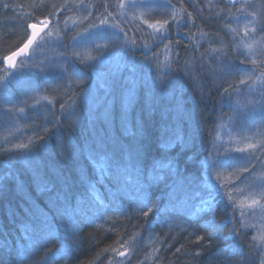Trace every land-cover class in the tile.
Segmentation results:
<instances>
[{"label":"trees","instance_id":"obj_1","mask_svg":"<svg viewBox=\"0 0 264 264\" xmlns=\"http://www.w3.org/2000/svg\"><path fill=\"white\" fill-rule=\"evenodd\" d=\"M96 1L95 9L111 2ZM166 1L179 15L165 28L170 35L159 41L135 25V48L115 72L97 79L87 65L73 77L45 71L46 79L26 75L0 92V133L17 124L21 133L37 136L26 149L0 152V264L264 260V199L245 212L243 200L226 196L230 179L244 189L243 198L264 192V141L241 149L227 145L216 154L210 149L220 124L249 141L264 129V90L243 86L264 72V52L250 62L244 52L232 53L229 41L220 61L207 58L210 39L228 42L224 18L232 4ZM19 3L0 6V55L23 44L27 25L45 15L37 8L24 16L16 11ZM60 13L59 22L66 12ZM197 32L210 39L198 43ZM144 41L149 48L141 47ZM130 81L136 87L129 106L121 97ZM38 96L44 101L30 107ZM138 122L142 136L133 137L128 132ZM102 142L117 158L121 145H138L139 165L101 175ZM248 185L253 189L247 192Z\"/></svg>","mask_w":264,"mask_h":264},{"label":"rangeland","instance_id":"obj_2","mask_svg":"<svg viewBox=\"0 0 264 264\" xmlns=\"http://www.w3.org/2000/svg\"><path fill=\"white\" fill-rule=\"evenodd\" d=\"M13 1L15 3L20 2L16 6H19L16 11L24 16H31L29 11H34L37 8L45 11L43 18H35V24H46L47 29L35 42L28 56L19 61L12 70H4L1 61L14 50L0 55V92L7 87L9 82L17 83L26 75L35 79H46L44 76L45 71L66 73L73 77L74 74L80 73V66L87 65L97 79L106 73L115 72L119 66L122 67L126 63L130 54L128 50H134L135 48L133 42L136 31L133 30L136 29L137 25L142 26L147 33L151 34L150 36L159 38V41H162L165 36L170 35L169 31L165 28H167L170 22L177 21L179 17L178 13L169 6L170 4L168 5L166 0H111L109 4L104 2L103 7L100 6L98 9L94 8V0ZM3 2L4 0H0V6L3 5ZM225 3L229 4V0H226ZM229 9V15H226L224 18V21L230 24L229 27H225L228 34V42L210 39L208 36L197 32L198 39H200L198 43L202 44L204 40L210 39L207 42L210 48V50L208 49L207 58L214 56L217 61H220L221 54H225L228 48L232 46L230 49L232 53L244 52L247 54L245 56L250 57V62H252L255 55L257 56L264 52V40L261 38L264 32L260 31L264 23V0H240L232 4ZM67 10H74V12ZM62 11H65L66 15L59 16L61 18L59 22L58 15ZM235 19L238 21H234ZM101 21H104V23L102 24ZM80 26L82 28L78 30ZM75 28H77L76 33L67 39L66 33ZM127 31H129L130 37L126 35ZM28 34L27 25L26 37H28ZM229 41L231 42L230 47L228 46ZM150 45L151 43H147L146 41L141 43L143 49L149 48ZM160 49V52L163 50L164 56L168 55L166 45H162ZM262 66L264 65L262 64ZM243 86L247 87L250 92L256 93L258 90L259 93V91H263L264 72L250 78L249 81H244ZM49 91H51L50 88ZM43 98V96H38L30 107H34L36 104L38 105V103L44 101ZM253 107L255 110H260L255 105ZM18 114L22 116L24 115V111L19 110ZM3 121V117L0 116V123ZM224 124H220L215 130L214 140L210 148L215 154L217 150L225 148L227 145L234 149H241L244 146H251L254 143L253 140L264 141L263 128L260 132L254 133L255 139L251 138V141H249L250 138L248 140L245 138H234L229 130L225 128ZM20 130L21 128L17 124H12L0 133V152L19 149L20 145L28 146L37 137L32 132L31 135L25 133L23 130L21 133ZM44 132L46 131L40 132L39 135ZM258 147L260 145H257ZM257 162L260 163L261 160H257ZM238 168L239 166H236V171H238ZM212 170H214L213 167H211L210 171ZM222 171L218 170L216 173ZM230 182L233 189H226L227 195H225L228 198L230 196L233 198L238 196V200H243L245 203H243L244 205L242 204V207L245 212L260 207L261 198L264 199V192L261 193L259 191L252 197L249 196L252 192H249V194H245L247 198H243L244 196L240 195V193L244 189H240L231 179ZM244 187L247 189V192L253 189L249 185Z\"/></svg>","mask_w":264,"mask_h":264},{"label":"snow or ice","instance_id":"obj_3","mask_svg":"<svg viewBox=\"0 0 264 264\" xmlns=\"http://www.w3.org/2000/svg\"><path fill=\"white\" fill-rule=\"evenodd\" d=\"M101 23L103 24L104 21H101ZM30 27L34 29L36 28V25L32 24L30 25ZM260 31L264 32V25L261 26ZM31 42L32 41L29 40V44ZM27 46L28 45H25V47ZM114 87H115V82L107 86L105 99L107 98L108 95H111ZM135 87H136L135 81H130L129 85L125 87L124 91L126 92L127 95H122L121 97L122 104H127L129 106L132 104L133 92L135 90ZM114 102H115V98H113L112 101H109V104H112ZM61 107H63V105H61ZM128 134L133 137L142 136L141 123L138 122L136 130L135 131L129 130ZM161 146L163 147L164 145L162 144ZM19 147L22 149H26L28 146L20 145ZM100 149H101V159L105 161V164H106V167L101 169V175H104L105 173L110 174V172L108 171L109 169H113L117 173L121 171L128 172L130 169L136 168L139 165L140 160L142 159V150L138 145L135 147L130 146V145H121L122 158H117L115 153L109 152L107 150V145L103 142L100 145ZM177 174H179L178 168H177ZM261 186L264 187V181H262ZM149 211H151V209H149ZM144 215H148V213L146 212L144 213ZM121 255H123V253H121ZM260 264H264V260H261Z\"/></svg>","mask_w":264,"mask_h":264},{"label":"water","instance_id":"obj_4","mask_svg":"<svg viewBox=\"0 0 264 264\" xmlns=\"http://www.w3.org/2000/svg\"><path fill=\"white\" fill-rule=\"evenodd\" d=\"M239 1L240 0H229V2L232 4L239 2ZM30 25L28 27L29 35L27 39L23 42V44H21L17 49H15L14 51L9 53L7 56H5L2 59L1 64L5 70H12L20 60L26 58L29 52L31 51L32 47L34 46L35 42L43 34V32L47 29L46 24H43V25L35 24L36 28L34 29L31 28ZM29 40L32 41L30 44H29ZM25 45H28V46L25 47Z\"/></svg>","mask_w":264,"mask_h":264},{"label":"flooded vegetation","instance_id":"obj_5","mask_svg":"<svg viewBox=\"0 0 264 264\" xmlns=\"http://www.w3.org/2000/svg\"><path fill=\"white\" fill-rule=\"evenodd\" d=\"M230 3V2H229ZM230 4H232V3H230ZM233 4H235V3H233Z\"/></svg>","mask_w":264,"mask_h":264}]
</instances>
